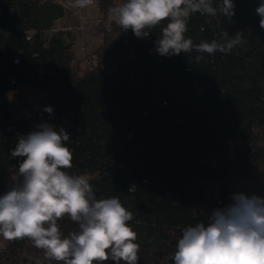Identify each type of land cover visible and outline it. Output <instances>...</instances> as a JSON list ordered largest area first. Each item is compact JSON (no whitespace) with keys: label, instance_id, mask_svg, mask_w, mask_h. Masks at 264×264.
<instances>
[{"label":"trees","instance_id":"obj_1","mask_svg":"<svg viewBox=\"0 0 264 264\" xmlns=\"http://www.w3.org/2000/svg\"><path fill=\"white\" fill-rule=\"evenodd\" d=\"M95 2L102 39L93 62L82 66L57 25L65 16L61 4L0 0V195L23 179V158L11 155L18 138L40 123L62 127L73 154L67 171L86 175L97 199L119 197L133 213L135 242L171 264L174 233L207 224L214 209L232 204L235 181L260 177L264 198V29L255 11L261 0H234L230 20L219 11L190 17L185 36L194 44L221 42L223 31L243 33L230 53L170 57L155 51L159 28L140 39L115 23L110 10L124 0ZM197 55L204 59L196 62ZM22 86L43 93L38 105L25 101ZM9 92L26 116L9 104ZM29 241L8 240V250L24 251Z\"/></svg>","mask_w":264,"mask_h":264},{"label":"clouds","instance_id":"obj_2","mask_svg":"<svg viewBox=\"0 0 264 264\" xmlns=\"http://www.w3.org/2000/svg\"><path fill=\"white\" fill-rule=\"evenodd\" d=\"M94 0H74L73 8L84 9ZM234 0H124L113 7L115 23L147 39L159 28L154 41L161 56L193 51L213 55L230 53L242 44L243 33L229 36L223 31L221 42L186 38L188 22L195 13L229 20L235 15ZM264 29V0L255 9ZM167 21L166 24L162 23ZM203 31V29H202ZM196 62L204 59L195 57ZM44 111L51 114L52 107ZM70 134L47 122L18 138L11 155L23 158L18 175L22 182L0 195V236L5 240L27 237L44 257L55 264H138L137 233L130 225L133 213L119 197L97 199L86 175H72L73 154L66 146ZM233 203L214 209L205 224L187 226L176 241L173 264H264V198L237 193ZM65 218L78 225L67 234Z\"/></svg>","mask_w":264,"mask_h":264},{"label":"rangeland","instance_id":"obj_3","mask_svg":"<svg viewBox=\"0 0 264 264\" xmlns=\"http://www.w3.org/2000/svg\"><path fill=\"white\" fill-rule=\"evenodd\" d=\"M52 1L61 4L65 9V16L59 20L57 25L68 32L66 34V43L71 46L74 56L80 59L82 66H89L93 62L94 55H92V52L99 46L102 39V35L96 32L99 29V11L95 0L92 5L84 9L73 8L71 5L74 0ZM27 34L32 36L34 30H29ZM18 92L31 105H38L43 97V93L35 86H22L18 89ZM6 97L9 104L19 115L26 116V110L18 100L17 93L9 92ZM261 181L262 179L257 176L244 177L242 180H237L235 181L236 187L233 195L243 193L247 196L253 194L258 196L257 187L261 184ZM14 185L16 184L13 181L9 182L6 188L7 191ZM61 227L67 234L69 231L76 230L78 225L66 219ZM180 236L179 232L174 233L172 237L174 241L173 247H175L176 241ZM31 258H36L35 263L37 264H55L54 261L50 262L45 259L43 250L37 249L31 240L27 243L24 251H10L8 250V240L0 236V264H32ZM164 260L158 263L159 261L149 248L139 246L138 264H170ZM104 264H115V262L108 260Z\"/></svg>","mask_w":264,"mask_h":264}]
</instances>
